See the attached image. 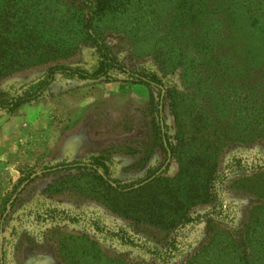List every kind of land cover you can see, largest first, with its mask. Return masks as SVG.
<instances>
[{
    "label": "rangeland",
    "instance_id": "obj_1",
    "mask_svg": "<svg viewBox=\"0 0 264 264\" xmlns=\"http://www.w3.org/2000/svg\"><path fill=\"white\" fill-rule=\"evenodd\" d=\"M248 5L112 0L96 24L119 61L155 72L175 99L167 100L164 123L174 144L180 124L187 146L177 147L160 176L157 198H144L188 208L189 217L217 214L168 229L152 224L136 201L107 197L87 175L42 174L57 162L99 152L111 156L112 178L123 181L163 162L149 107L156 91L124 76L114 82L57 78L41 99L0 111V213L17 197L0 218L3 264H264V0ZM74 8L66 0H0V95L20 94L54 64L95 62V49L69 21ZM10 9L19 12L12 16ZM211 163L218 202L188 207L186 175ZM50 208L77 221L38 222ZM171 210L157 203L160 217ZM94 222L124 228L134 243L164 259L121 245Z\"/></svg>",
    "mask_w": 264,
    "mask_h": 264
},
{
    "label": "trees",
    "instance_id": "obj_2",
    "mask_svg": "<svg viewBox=\"0 0 264 264\" xmlns=\"http://www.w3.org/2000/svg\"><path fill=\"white\" fill-rule=\"evenodd\" d=\"M66 1L76 6V8H74V13L69 15V21H75V23H77L79 34L95 49V62L86 68L67 64H54L48 67L39 77H37V79L26 84L20 94L15 96L0 95V111H4L8 114L13 113L18 108L41 99L57 78L76 81L114 82L118 76H124L127 80L134 84L144 85L149 87L151 91H156L154 95L151 94L152 92L150 93L149 107L153 109L152 111L155 116L154 121L152 120L151 122L154 144L161 152L163 162L158 168L149 167L140 177L133 178L131 181H123L112 178L113 159L111 156L106 152H99L83 159H75L72 161L63 160L57 162L44 168L42 174L70 175L77 173L80 176L87 175L91 177L93 182H95L98 186L107 190V197L111 195L121 199H131L136 201L139 207L150 213L149 218L152 224H160L164 228L168 229L177 227V225L184 226L185 224L195 220L207 219L209 216L217 214L214 210H212L203 215L189 217L187 216L188 208L180 209L178 204L168 205V203L163 199L153 201L151 199L144 198V196L157 198L155 191L158 182L160 181V176L168 169L171 160L176 155L177 147L185 148L187 146L184 137L178 136V134L181 133V125L178 124L179 131L175 136L177 144H174L173 139L168 134L164 123V112L167 100L175 101L174 96L171 91H168L167 88H165L162 79L155 72L142 73L131 69L123 64V62L119 61V59L114 55L109 44L99 34L96 24L102 17L107 15V10L112 0ZM247 1L249 3V8H252L255 0ZM3 10L5 11L4 8ZM7 12L8 11H6V13ZM9 12L12 13V16H15L19 11L12 10ZM249 20L251 21L250 25L254 27L256 23L255 19H253V17H249ZM215 34L218 35V38H220V31H215ZM206 43L209 44V42ZM207 46L209 45H206V47ZM41 50L42 49L38 48L36 53L42 52ZM170 108V113L173 114V107L171 106ZM235 162L236 164H239L238 161ZM160 167H163V169L161 170ZM213 175L214 166L212 163L203 169L199 168V170L192 176L186 175L188 180L185 183V196L188 201V207L194 204L208 202L210 200L218 202L219 198L216 193V186L214 185L215 178ZM32 180L33 179L30 178V176L25 179L26 182H32ZM16 200L17 197L12 201L9 200L6 206L2 208L0 213L1 221L4 220L7 208H11L15 205ZM157 203L166 209H169L171 206L172 210L169 211L171 215L168 217H160L159 213L156 212ZM57 218L65 220L69 223H75L77 221L76 217H72L65 211L58 208L48 209L44 215L37 217V221L44 223L47 220H55ZM92 226L97 232L106 234L109 238L117 240L121 245L136 247L156 256L157 258L162 260L164 259L163 257H159L160 255L157 252L148 250L134 243L124 228L112 231L104 227H100L95 222L92 223ZM0 233H3L2 223H0ZM166 247L167 250L165 253L168 254L171 251V248L174 247V238L170 240ZM3 263L4 259L0 242V264Z\"/></svg>",
    "mask_w": 264,
    "mask_h": 264
}]
</instances>
